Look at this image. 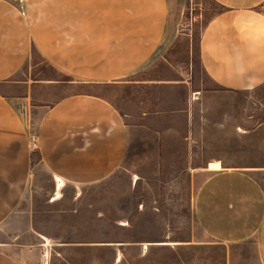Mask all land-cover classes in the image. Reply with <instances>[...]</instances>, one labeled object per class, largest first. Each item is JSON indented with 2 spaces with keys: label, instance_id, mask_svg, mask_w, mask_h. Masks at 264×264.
Wrapping results in <instances>:
<instances>
[{
  "label": "crops",
  "instance_id": "obj_1",
  "mask_svg": "<svg viewBox=\"0 0 264 264\" xmlns=\"http://www.w3.org/2000/svg\"><path fill=\"white\" fill-rule=\"evenodd\" d=\"M168 1L0 0V264H51L54 257L66 263L60 249L123 245L59 242L40 232L36 212L21 204L31 205L40 167L53 193L56 179L64 182L61 193L74 189L72 202L84 186L119 170L128 129L117 106L98 93L103 88L183 87L190 97L186 125L192 127L198 100L193 63L184 71L170 64L161 72L167 78L157 79L155 65L171 31ZM212 1L220 10L200 34V70L224 91L259 88L264 0ZM33 53L52 75L20 76ZM216 161L219 169L208 167ZM190 171L188 207L200 231L190 244L220 248L222 264H264V166L218 158Z\"/></svg>",
  "mask_w": 264,
  "mask_h": 264
},
{
  "label": "rangeland",
  "instance_id": "obj_2",
  "mask_svg": "<svg viewBox=\"0 0 264 264\" xmlns=\"http://www.w3.org/2000/svg\"><path fill=\"white\" fill-rule=\"evenodd\" d=\"M168 2L171 31L155 65L157 79L167 78L161 72L170 64L184 71L193 63L198 99L192 105L193 125H186L190 97L183 87L124 83L100 90L125 116L128 142L121 167L77 191V202L68 187L61 193L65 201L55 204H48L55 192L40 167L31 205L23 201L21 209L34 210L37 229L59 242L123 245L67 247L59 250L66 263L54 257L51 264H222L220 248L190 244L200 233L188 207L190 170L218 158L233 166H264V84L230 92L209 81L198 65V43L218 5ZM26 72L53 74L35 53L20 76Z\"/></svg>",
  "mask_w": 264,
  "mask_h": 264
},
{
  "label": "bare ground",
  "instance_id": "obj_3",
  "mask_svg": "<svg viewBox=\"0 0 264 264\" xmlns=\"http://www.w3.org/2000/svg\"><path fill=\"white\" fill-rule=\"evenodd\" d=\"M220 162L218 161H216V162H211L209 165H208V167L209 168H213L214 170L215 169H219L220 168V164H219ZM135 178V177H134ZM137 178H135V180H136ZM56 190H55V193H54V195H53V198H52V201H56V200H58V199H60L61 198V189L64 187V182L62 181V180H60V179H56Z\"/></svg>",
  "mask_w": 264,
  "mask_h": 264
},
{
  "label": "built area",
  "instance_id": "obj_4",
  "mask_svg": "<svg viewBox=\"0 0 264 264\" xmlns=\"http://www.w3.org/2000/svg\"><path fill=\"white\" fill-rule=\"evenodd\" d=\"M19 2H21L22 0H18ZM31 147H34L36 145V142H37V135L36 133L32 134L31 135Z\"/></svg>",
  "mask_w": 264,
  "mask_h": 264
}]
</instances>
